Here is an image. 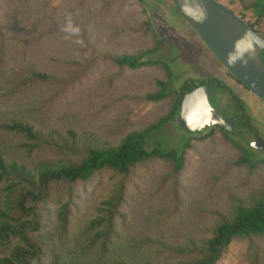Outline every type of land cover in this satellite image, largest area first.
<instances>
[{"label": "trees", "instance_id": "1", "mask_svg": "<svg viewBox=\"0 0 264 264\" xmlns=\"http://www.w3.org/2000/svg\"><path fill=\"white\" fill-rule=\"evenodd\" d=\"M127 1L139 15L114 16ZM244 6L264 17V0ZM157 7L0 0V264H219L233 243L241 264H264L263 151L247 133L179 125L195 86L230 89L211 75L176 84L187 69ZM173 122L180 147L150 139ZM217 146L232 153L201 170ZM189 150L199 170L184 182Z\"/></svg>", "mask_w": 264, "mask_h": 264}, {"label": "water", "instance_id": "2", "mask_svg": "<svg viewBox=\"0 0 264 264\" xmlns=\"http://www.w3.org/2000/svg\"><path fill=\"white\" fill-rule=\"evenodd\" d=\"M170 1L228 72L264 103V36L219 0ZM208 100L207 86L197 85L185 94L177 115L183 130L198 132L214 125L229 129ZM245 141L264 149L259 135L247 132Z\"/></svg>", "mask_w": 264, "mask_h": 264}, {"label": "rangeland", "instance_id": "3", "mask_svg": "<svg viewBox=\"0 0 264 264\" xmlns=\"http://www.w3.org/2000/svg\"><path fill=\"white\" fill-rule=\"evenodd\" d=\"M158 7L154 10V16L156 17V29L161 35L167 38L170 43L172 50H175L177 54H180V58L177 57L175 64V69L181 71L182 69H187V71L179 74L177 85H181L183 79L186 77L193 78L194 80H200L202 78L209 77V75H220L224 74L226 71L225 67L221 65L220 61L213 55V53L208 49L204 42L200 39L198 34L193 30V28L185 21L177 9L170 3L169 0H154ZM220 2L226 4L228 7L233 9L239 16H241L245 21L260 32L264 36V17L260 18L258 21V16L253 9H247L244 6L246 0H219ZM57 4L58 0H54ZM141 7L137 4H133L131 1H127L125 4L116 8L112 5L111 11L114 12V16L124 17L127 14H137ZM139 15V14H137ZM88 51V50H87ZM85 51H81L79 55H83ZM183 58L184 60H181ZM209 74V75H208ZM232 82H230L231 84ZM238 94L242 97V102L247 109L248 114L251 117L253 126L256 128L260 137L264 140V103H262L257 96L253 93L248 92L240 85H235ZM150 105L146 104L144 110L149 108ZM139 114V112H138ZM178 122V121H177ZM197 135V133H195ZM188 133L179 129L177 123H171L167 128H162L157 132L151 134L150 139H155L161 141L164 145L177 146L180 147L182 142L188 137ZM200 135V134H198ZM149 139V138H147ZM192 145L196 149H202V143L198 141H193ZM210 147H208V150ZM206 152V149H204ZM262 153H259L261 157H264V149ZM256 152H259L258 150ZM232 151L229 147L217 146V151L213 154H209L207 161L202 163L201 170L208 166L209 162L220 163L222 158L231 154ZM187 168L184 170L182 179L184 182L189 181V179L198 172L197 163L198 155L194 150H189ZM231 171V169L229 170ZM228 175V174H227ZM190 177V178H189ZM241 246L238 243H233L230 247V251L224 255L220 260L219 264H241L238 261L237 254Z\"/></svg>", "mask_w": 264, "mask_h": 264}, {"label": "flooded vegetation", "instance_id": "4", "mask_svg": "<svg viewBox=\"0 0 264 264\" xmlns=\"http://www.w3.org/2000/svg\"><path fill=\"white\" fill-rule=\"evenodd\" d=\"M263 59H264V53H263ZM221 65H222V63H221ZM225 71L226 72L224 74L211 75V76L218 78V80L222 81L224 83V85H226L230 90L225 89V88H221V86H219V85L217 86L214 84H199L201 86L202 85L207 86L208 99H209L208 103L213 108V110L217 114H219V116L223 120H225V122L226 121L228 122V124L225 122L224 123H225V125L229 126L228 130H230L231 132L232 131L238 132V134H246L248 132L251 135H259L260 136V134H258V132H257V134L251 132L252 130H250L248 123H246V121L241 118L242 114L239 112V109L234 104L235 103L234 98H233L234 96L238 97L239 99L240 98L242 99V97L238 94L235 85H240L245 90H247V89L243 85H241L232 75L228 74L227 69ZM209 77H210V75H209ZM230 82H232V83L230 84ZM247 91L250 92L249 90H247ZM250 93H252V92H250ZM246 112H247V109H246ZM230 119L232 121H229ZM231 122H232V125H230ZM218 126H221V125L210 126L204 130L211 129L212 127H218ZM252 128H254V126H252ZM201 131H203V130H201ZM236 137H238V135Z\"/></svg>", "mask_w": 264, "mask_h": 264}]
</instances>
